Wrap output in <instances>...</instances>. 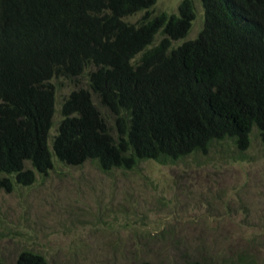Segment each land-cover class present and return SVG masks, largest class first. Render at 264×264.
Instances as JSON below:
<instances>
[{"label":"trees","instance_id":"16d2710c","mask_svg":"<svg viewBox=\"0 0 264 264\" xmlns=\"http://www.w3.org/2000/svg\"><path fill=\"white\" fill-rule=\"evenodd\" d=\"M157 1L0 0L1 187L32 184L54 159L133 170L216 144L246 160L254 130L264 141V0H201L203 27L177 46L194 2L152 14ZM81 75L51 137L54 80ZM17 264L50 263L23 249Z\"/></svg>","mask_w":264,"mask_h":264},{"label":"rangeland","instance_id":"374dc122","mask_svg":"<svg viewBox=\"0 0 264 264\" xmlns=\"http://www.w3.org/2000/svg\"><path fill=\"white\" fill-rule=\"evenodd\" d=\"M181 1L158 0L149 10L177 13ZM193 2L192 27L173 46L203 27L202 2ZM54 82L51 137L65 97L88 87L86 75ZM246 152L248 159H235L232 147L216 144L174 164L146 160L108 172L91 161L54 159L30 185L0 186V259L17 264L32 249L50 264H264V141L257 130Z\"/></svg>","mask_w":264,"mask_h":264}]
</instances>
